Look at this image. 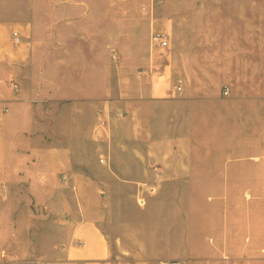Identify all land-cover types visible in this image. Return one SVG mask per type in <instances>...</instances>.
Segmentation results:
<instances>
[{
  "label": "crops",
  "instance_id": "obj_1",
  "mask_svg": "<svg viewBox=\"0 0 264 264\" xmlns=\"http://www.w3.org/2000/svg\"><path fill=\"white\" fill-rule=\"evenodd\" d=\"M260 4L213 56L192 0H0V264H224L195 222L264 189Z\"/></svg>",
  "mask_w": 264,
  "mask_h": 264
},
{
  "label": "rangeland",
  "instance_id": "obj_2",
  "mask_svg": "<svg viewBox=\"0 0 264 264\" xmlns=\"http://www.w3.org/2000/svg\"><path fill=\"white\" fill-rule=\"evenodd\" d=\"M192 3L198 7V13L191 21L195 29L194 32H197L199 37L204 40L212 39L218 42L214 47L200 48L208 50L213 56L221 54L219 41L222 36L227 37L228 35V37L235 38L237 33L236 30L222 28L223 24L241 22L242 18H238L236 8L253 6V0H192ZM260 3V6L264 7V0H260ZM244 17V22L252 23L254 21L252 13L245 14ZM260 17L261 23H263L264 16ZM258 33L264 38L262 30L261 32L244 31L246 39L249 40H253L254 35H258ZM262 46L261 50L263 51L264 47ZM256 49L258 50L259 47ZM213 77L219 78V71L214 72ZM249 162L251 163V161H247L246 165H249ZM252 178V169L246 166L244 190L205 192L209 198L205 205L209 208L199 209L198 217H196L195 225L198 230L208 236L219 235V237L196 239L195 248L207 252L212 246L227 251L229 255L224 254L222 257L224 264H264V189L253 191ZM200 203L202 202L197 204L200 205Z\"/></svg>",
  "mask_w": 264,
  "mask_h": 264
},
{
  "label": "built area",
  "instance_id": "obj_3",
  "mask_svg": "<svg viewBox=\"0 0 264 264\" xmlns=\"http://www.w3.org/2000/svg\"><path fill=\"white\" fill-rule=\"evenodd\" d=\"M15 36V40L16 42L20 41V38L17 34H14ZM152 44L156 45V46H160V47H168L169 46V40L162 34H153L152 35ZM182 84H183V80L182 79H177L176 80V84L174 86V89L177 92H181L182 91ZM14 88L18 91L19 90V86L18 84H14ZM225 95L229 94V90L226 89L224 92ZM79 245H82L83 242L80 240L78 242ZM158 264H186L183 261L180 260H161Z\"/></svg>",
  "mask_w": 264,
  "mask_h": 264
}]
</instances>
